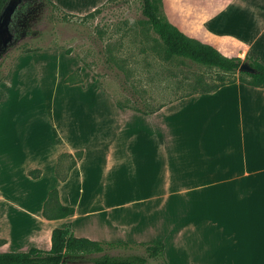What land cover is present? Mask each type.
Segmentation results:
<instances>
[{
	"label": "crops",
	"instance_id": "1",
	"mask_svg": "<svg viewBox=\"0 0 264 264\" xmlns=\"http://www.w3.org/2000/svg\"><path fill=\"white\" fill-rule=\"evenodd\" d=\"M179 13L178 21L168 17L186 34L199 32L227 56L264 63V0H180ZM83 92L67 101L68 119L77 135L90 132L97 143L62 151L55 173L62 153L84 154L65 181L56 173L53 187L75 212L45 217L46 245L21 238L31 243L0 250L49 249L53 229L71 224L77 236L105 242L162 240L170 264H264V87L236 81L148 112L123 106L101 87ZM81 97L92 99L82 105ZM39 169L34 180L43 176ZM43 208L26 215L6 206L13 230L4 244L28 221L42 220Z\"/></svg>",
	"mask_w": 264,
	"mask_h": 264
},
{
	"label": "rangeland",
	"instance_id": "2",
	"mask_svg": "<svg viewBox=\"0 0 264 264\" xmlns=\"http://www.w3.org/2000/svg\"><path fill=\"white\" fill-rule=\"evenodd\" d=\"M179 4L180 0H161L160 6L167 17L178 21ZM203 4L202 8L211 7L210 2ZM142 5V0H60L56 4L35 0L27 4V23L20 22L17 38L0 55V249L26 248L31 243H18L21 238L37 237L39 244L46 245L49 229L44 215L39 223L28 221L18 239L4 244L5 233L13 230L3 214L5 207L37 215L47 191L58 184V155L97 143L90 139V132L87 136L74 132L75 121L67 115L72 94L84 95L85 90L101 87L123 105L146 111L208 88L221 75L239 76V71L227 73L182 57L165 58ZM91 10L95 11L92 15L70 13ZM196 35L199 40L204 37ZM90 99L79 98L82 105ZM72 159H61L62 173ZM37 167L43 170L40 180L29 174ZM108 251L126 256L145 253V247L133 244Z\"/></svg>",
	"mask_w": 264,
	"mask_h": 264
},
{
	"label": "trees",
	"instance_id": "3",
	"mask_svg": "<svg viewBox=\"0 0 264 264\" xmlns=\"http://www.w3.org/2000/svg\"><path fill=\"white\" fill-rule=\"evenodd\" d=\"M7 2L8 0H0V12ZM142 3V13L147 17L152 30L158 35V39L163 45L165 58L182 57L201 65L218 68L227 73L238 72L241 63L244 61L250 62L256 68L255 72L239 71L238 77L226 78L225 75H221L219 82L194 92L213 91L236 81H241L251 86L264 87V63L258 58L250 55L245 58L227 56L213 44L203 42L186 34L176 24L171 22L161 10V0H142ZM95 11L87 15H92ZM194 92L178 97L188 96ZM120 104L122 103L120 102ZM127 107L148 112V110L145 111L135 106ZM83 154V150H79L75 154L65 152L60 155L56 173L62 181L68 178L70 170L83 157ZM69 156H73L72 162L66 172L62 173L61 159ZM41 172V169L37 168L31 170L30 175L37 178L41 175ZM74 212V206L61 202L58 188H53L49 191L43 208L44 217L59 219L68 217ZM51 240L52 244L49 249L31 246L25 251H0V264H170L165 259V243L162 240L134 243L143 245L145 253H133L126 256L111 254L108 250L120 246H130V242H105L86 236H77L73 232L71 224L64 227H55L52 231ZM151 259L156 260L157 263H152Z\"/></svg>",
	"mask_w": 264,
	"mask_h": 264
},
{
	"label": "water",
	"instance_id": "4",
	"mask_svg": "<svg viewBox=\"0 0 264 264\" xmlns=\"http://www.w3.org/2000/svg\"><path fill=\"white\" fill-rule=\"evenodd\" d=\"M20 2L21 0H8L0 12V55L6 52L15 40V35L12 31V21ZM239 71L255 72L256 68L250 62L244 61L241 63Z\"/></svg>",
	"mask_w": 264,
	"mask_h": 264
},
{
	"label": "flooded vegetation",
	"instance_id": "5",
	"mask_svg": "<svg viewBox=\"0 0 264 264\" xmlns=\"http://www.w3.org/2000/svg\"><path fill=\"white\" fill-rule=\"evenodd\" d=\"M30 1H35V0H21V2L19 3V5L15 11L14 18L12 21V29L15 33L16 38L18 35V27L21 26V24L27 23L28 15H25L26 13L24 10ZM20 22H21V24H20ZM23 34H24V32H23Z\"/></svg>",
	"mask_w": 264,
	"mask_h": 264
}]
</instances>
